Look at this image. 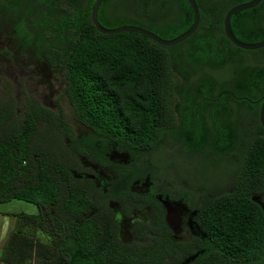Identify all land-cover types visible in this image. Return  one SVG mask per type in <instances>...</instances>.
Segmentation results:
<instances>
[{
	"label": "trees",
	"instance_id": "obj_1",
	"mask_svg": "<svg viewBox=\"0 0 264 264\" xmlns=\"http://www.w3.org/2000/svg\"><path fill=\"white\" fill-rule=\"evenodd\" d=\"M121 1L101 0L97 20L102 27L139 25L171 40L194 21L187 0H127L136 15L119 13ZM195 1L198 27L174 46L134 31L102 34L90 19L94 0H85L83 11L74 7L67 94L76 119L107 139L151 150L167 136L174 137L192 155H207L210 169L217 163L214 156L231 152L232 191L206 201V226L213 228L217 242L216 264H264V211L252 199L260 195L264 202V129L258 119L264 47L244 50L224 35L226 12L251 0ZM230 30L246 44L263 40L264 0L233 14ZM56 43H46L45 49H55ZM35 46L44 47L39 40ZM14 109L13 103L0 105V203L36 205L50 192L44 180H34L47 176L39 168L44 154L34 118L46 110L29 104L24 122H12ZM54 121L66 127L63 119ZM35 154L40 156L34 159ZM34 246L33 237L22 236L17 228L2 257L22 264V251L32 259Z\"/></svg>",
	"mask_w": 264,
	"mask_h": 264
},
{
	"label": "flooded vegetation",
	"instance_id": "obj_2",
	"mask_svg": "<svg viewBox=\"0 0 264 264\" xmlns=\"http://www.w3.org/2000/svg\"><path fill=\"white\" fill-rule=\"evenodd\" d=\"M74 7L83 11L85 0H0V105H16L12 122H24L29 104L46 110L34 118L47 176L34 180L50 192L34 205L36 218L17 222L35 241L22 264H216L206 201L232 191L231 152L211 157L224 180H184L152 160L162 141L137 149L76 119L67 94Z\"/></svg>",
	"mask_w": 264,
	"mask_h": 264
},
{
	"label": "rangeland",
	"instance_id": "obj_3",
	"mask_svg": "<svg viewBox=\"0 0 264 264\" xmlns=\"http://www.w3.org/2000/svg\"><path fill=\"white\" fill-rule=\"evenodd\" d=\"M119 13L128 15L138 14V11L132 10L131 4L127 0H122ZM126 4L129 6H126ZM15 110V109H14ZM17 112V110H15ZM156 163L169 166L171 170H176L184 180H195L199 183H211L224 180L226 177L225 169H220L216 174H213V169L209 168L210 159L207 155L198 154L192 155L184 147L183 143L174 137L167 136L158 146L156 152L151 156ZM173 165V166H172ZM213 174V175H209ZM211 177V180H208ZM229 178V177H228ZM228 184H224L227 186ZM7 211H20L27 214L36 212V207L22 200H12L7 203L0 204Z\"/></svg>",
	"mask_w": 264,
	"mask_h": 264
},
{
	"label": "water",
	"instance_id": "obj_4",
	"mask_svg": "<svg viewBox=\"0 0 264 264\" xmlns=\"http://www.w3.org/2000/svg\"><path fill=\"white\" fill-rule=\"evenodd\" d=\"M261 1L262 0H251L248 2L240 3V4H237L233 7H231L226 12V14L223 18L224 35L236 47L244 49V50H257V49L264 47V39L259 41V42L253 43V44H246V43H243V42L239 41L238 39H236L230 30V19H231L233 14H235L239 11H242V10L253 8L256 5H258ZM187 2L191 6L193 13H194L193 24L188 31H186L182 35L178 36L177 38L171 39V40L163 39V38L159 37L158 35H156L155 33L151 32L150 30H148L142 26H139V25H123V26H118L116 28H112V29H107V28L102 27L97 20V13H98V9H99L101 0H94V3L91 7L90 19L92 21V24L96 28V30L102 34H115V33H120V32H124V31H134V32H138V33L145 35L146 37L150 38L151 40H153L154 42H156L160 45L174 46V45H177V44L185 41L188 37H190L196 31L198 24H199L200 14H199V9H198V5H197L196 1L195 0H187ZM258 119H259L261 127L264 129V96L261 98V104H260V108H259V112H258ZM252 199L257 204H259V206L264 211V202L261 200V196L256 195V196H253Z\"/></svg>",
	"mask_w": 264,
	"mask_h": 264
},
{
	"label": "crops",
	"instance_id": "obj_5",
	"mask_svg": "<svg viewBox=\"0 0 264 264\" xmlns=\"http://www.w3.org/2000/svg\"><path fill=\"white\" fill-rule=\"evenodd\" d=\"M3 204V203H0ZM20 211H7L0 206V264H10L2 257L3 250L12 234L18 228L17 213Z\"/></svg>",
	"mask_w": 264,
	"mask_h": 264
}]
</instances>
